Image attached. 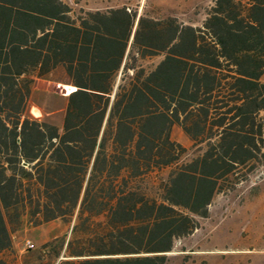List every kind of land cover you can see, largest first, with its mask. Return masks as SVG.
Here are the masks:
<instances>
[{"label":"trees","instance_id":"16d2710c","mask_svg":"<svg viewBox=\"0 0 264 264\" xmlns=\"http://www.w3.org/2000/svg\"><path fill=\"white\" fill-rule=\"evenodd\" d=\"M56 6L41 8L58 21L48 45L76 86L60 127L19 124L18 51L0 57L16 72H0V249L25 217L59 227L42 244L29 234L23 264H163L214 196L264 163V0H213L196 26L141 15L115 90L135 13H88L74 27Z\"/></svg>","mask_w":264,"mask_h":264},{"label":"crops","instance_id":"0c3cea01","mask_svg":"<svg viewBox=\"0 0 264 264\" xmlns=\"http://www.w3.org/2000/svg\"><path fill=\"white\" fill-rule=\"evenodd\" d=\"M153 1L138 0L136 4H133L132 0H54L57 5L56 14H64L66 16L64 23L74 27H80V20L84 19L88 13L106 12L110 9L123 7L135 13L132 31L124 57L120 62L114 90L141 15L153 20H161L168 15H173L183 24L194 26L200 25L205 17L204 14L199 23L187 22L179 18L170 6L164 3V0ZM18 3V18L20 19L16 22L17 20L13 17L16 7L11 0H0V57L4 58L11 49L17 50L19 55L17 72L20 74L14 77L16 72L10 68L12 62L9 60L4 62L2 59H0V72L5 67L7 73L12 78L14 77L15 82L12 84V88L21 91L24 111L19 115V124L24 119H28L37 122L45 121L60 127L66 96L76 86L68 83L66 75L68 62L61 59L63 55L58 53L57 48L48 45V42L52 40L51 32L58 21H56V17L41 10L44 0H18ZM61 23L63 22L61 21ZM161 57L162 55L147 57L140 63L151 68L157 64ZM44 58H47L45 63ZM129 71L131 72V70ZM67 88L71 89L68 91ZM6 125L8 124L6 123ZM58 227L56 222L33 227L27 224L25 217L15 229L12 230L8 226L10 245L0 249V264H23L24 253L29 248L27 242L32 244L29 234H32L35 242L42 244L57 231Z\"/></svg>","mask_w":264,"mask_h":264},{"label":"rangeland","instance_id":"374dc122","mask_svg":"<svg viewBox=\"0 0 264 264\" xmlns=\"http://www.w3.org/2000/svg\"><path fill=\"white\" fill-rule=\"evenodd\" d=\"M164 3L182 20L199 23L212 0ZM172 138L186 147L191 144L178 128ZM198 222L191 234L174 240L163 264H264V163L234 189L214 196L207 217Z\"/></svg>","mask_w":264,"mask_h":264},{"label":"built area","instance_id":"2783aa9c","mask_svg":"<svg viewBox=\"0 0 264 264\" xmlns=\"http://www.w3.org/2000/svg\"><path fill=\"white\" fill-rule=\"evenodd\" d=\"M28 247H32V244L30 242H27Z\"/></svg>","mask_w":264,"mask_h":264}]
</instances>
